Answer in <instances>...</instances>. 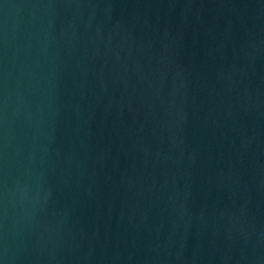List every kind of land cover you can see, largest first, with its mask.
<instances>
[{"label": "water", "instance_id": "water-1", "mask_svg": "<svg viewBox=\"0 0 264 264\" xmlns=\"http://www.w3.org/2000/svg\"><path fill=\"white\" fill-rule=\"evenodd\" d=\"M0 264H264V0H0Z\"/></svg>", "mask_w": 264, "mask_h": 264}]
</instances>
